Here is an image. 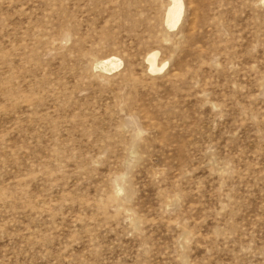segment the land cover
Masks as SVG:
<instances>
[{"label":"rangeland","instance_id":"1","mask_svg":"<svg viewBox=\"0 0 264 264\" xmlns=\"http://www.w3.org/2000/svg\"><path fill=\"white\" fill-rule=\"evenodd\" d=\"M168 2L0 0V264H264V0Z\"/></svg>","mask_w":264,"mask_h":264},{"label":"bare ground","instance_id":"2","mask_svg":"<svg viewBox=\"0 0 264 264\" xmlns=\"http://www.w3.org/2000/svg\"><path fill=\"white\" fill-rule=\"evenodd\" d=\"M183 11V0H169L167 8L165 9L163 15V21L167 28H174L180 21ZM148 63L149 71H157L165 66V63L159 65L157 61L156 51H151L147 54L145 58ZM100 68L105 72H110L116 70L121 65V60L115 56H107L100 60ZM99 66V65H98ZM97 66V67H98Z\"/></svg>","mask_w":264,"mask_h":264}]
</instances>
